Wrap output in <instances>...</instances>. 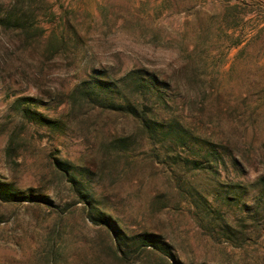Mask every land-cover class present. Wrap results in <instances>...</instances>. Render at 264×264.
I'll use <instances>...</instances> for the list:
<instances>
[{"label":"rangeland","instance_id":"374dc122","mask_svg":"<svg viewBox=\"0 0 264 264\" xmlns=\"http://www.w3.org/2000/svg\"><path fill=\"white\" fill-rule=\"evenodd\" d=\"M0 189V264H264V0H0Z\"/></svg>","mask_w":264,"mask_h":264},{"label":"trees","instance_id":"16d2710c","mask_svg":"<svg viewBox=\"0 0 264 264\" xmlns=\"http://www.w3.org/2000/svg\"><path fill=\"white\" fill-rule=\"evenodd\" d=\"M133 88L135 86V89L144 88L145 86L138 81V79L135 78V80H132V83L130 84ZM134 90V88H133ZM135 91V90H134ZM77 93V92H75ZM79 94L82 97V100L87 101L88 103L95 104L97 106L108 108L114 111H125L129 113L140 125V128L144 133L149 134L150 136L154 135L155 125L159 124L158 121H156L153 118H150L146 112L145 105L143 104V100L139 95H137L136 98H128L127 95L120 94L118 95L117 99L112 98L111 96V88L109 86H92L87 87L85 89L79 90ZM145 102V101H144ZM141 107V109L139 108ZM168 133L173 134V142L177 144H185L184 140H186L183 135H180L178 131H172L168 130ZM121 139H119L120 141ZM116 144L114 143L113 146ZM116 148V147H115ZM195 165L199 164L197 161H194ZM73 182V179H71ZM0 196L2 198H5L6 200L16 198L17 195H15L12 192H9L8 190L0 189ZM115 242H114V248L116 251V255H120V253L123 252L124 248L126 247V237H121L119 234L115 233ZM143 243V242H142ZM151 244L155 248L156 245L152 243H146Z\"/></svg>","mask_w":264,"mask_h":264}]
</instances>
